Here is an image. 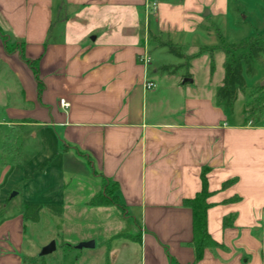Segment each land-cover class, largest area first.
Segmentation results:
<instances>
[{
    "label": "crops",
    "instance_id": "crops-1",
    "mask_svg": "<svg viewBox=\"0 0 264 264\" xmlns=\"http://www.w3.org/2000/svg\"><path fill=\"white\" fill-rule=\"evenodd\" d=\"M147 2L0 0L4 126L23 125L24 145L26 129L43 126L58 156L84 157L102 183H117L121 204L140 211V241L120 238L135 264H264V117L256 125L230 124L207 100L193 102L196 116L183 122L163 116L158 69L140 57L149 54L150 36L171 39L185 26L192 32L191 13L203 5L163 3L150 15ZM14 44L23 58L10 53ZM62 98L70 103L66 109ZM205 167L212 192L208 231L220 246L197 260L193 213L183 201L201 191ZM13 197L0 198V264L35 263L38 255L25 248L26 228L35 222L24 219L23 209L31 203H18L13 212ZM117 253L110 250L112 259Z\"/></svg>",
    "mask_w": 264,
    "mask_h": 264
},
{
    "label": "rangeland",
    "instance_id": "rangeland-1",
    "mask_svg": "<svg viewBox=\"0 0 264 264\" xmlns=\"http://www.w3.org/2000/svg\"><path fill=\"white\" fill-rule=\"evenodd\" d=\"M177 1L148 0L149 3L157 2L158 9L163 3ZM198 1L203 10L191 13L194 17L189 23L193 22V31L188 32L184 25V30L169 34L174 43L182 46L184 55L197 54L204 46H216L221 38L228 44H239L256 33L264 34V0ZM206 11L210 12L207 16ZM149 14L152 15L151 12ZM150 21L153 25L152 17ZM9 51L20 55L21 47L14 44ZM148 52L153 67L158 69L156 90L167 111L163 116L170 122H183L187 114L196 116V108L191 104L203 100L221 110L226 122L238 124L244 121V110L251 103L249 91L261 80L259 66L254 76L246 74V90L240 92L230 110L219 105L215 99L224 78L226 55L222 50L214 48L212 53H203L191 60L190 65L185 58L172 53L169 47L155 42L150 43ZM163 65L172 68L162 69ZM188 73L192 75L193 82H185ZM0 100L7 102L8 99ZM3 122L4 114L0 108V179L5 173L0 198L9 200L14 196L13 212H18V206L14 208V205L24 201L42 205L64 202L62 215L44 208L40 221L28 224L25 248L38 255L36 262L31 264H135L136 258L122 247L124 239L113 236L140 233L136 223L143 227L140 211L128 207L96 208L87 205L90 196L93 194L92 199L102 189L101 175L94 174L84 157H79L76 162L75 156H58L59 147L51 144L55 140L51 131L43 126L26 129L23 161L18 164L13 160L11 164L14 168L10 172V155L2 151L4 135L10 128ZM42 141H46L48 147L40 146ZM67 191H73V194ZM52 242H55L56 249L51 254L42 255V250ZM88 242H93L94 246H81ZM111 249L118 252L116 259L110 256ZM27 254L25 251L24 255Z\"/></svg>",
    "mask_w": 264,
    "mask_h": 264
},
{
    "label": "trees",
    "instance_id": "trees-1",
    "mask_svg": "<svg viewBox=\"0 0 264 264\" xmlns=\"http://www.w3.org/2000/svg\"><path fill=\"white\" fill-rule=\"evenodd\" d=\"M183 2L184 0H178ZM150 21V19H149ZM151 42H155L161 46L169 47L170 51L177 56L185 58L187 65H190L191 60L198 57L203 53H212V50H222L226 55V61L224 63V78L222 84L219 86L215 99L216 102L225 109H232L234 104L239 98L240 92L246 90L248 76H254L257 71V67L261 68V80L257 85L253 86L249 91L251 99L250 105L244 110L245 123H251L253 125L258 124L264 117V34L256 33L250 36L247 40L239 44H228L221 38L220 44L216 46H204L201 47L197 54L184 55L182 53V46L174 43L171 39L163 40L161 38L150 36ZM9 49V47H8ZM20 56L23 58V50L20 52ZM26 62L35 70L33 62L27 60ZM172 66L164 65L162 69H170ZM212 65V69H213ZM213 71V70H212ZM37 78V70L34 71ZM191 74L188 73L187 77L191 78ZM40 83V82H39ZM24 128L23 125H14L9 132L5 135L2 145V151L4 154L11 155L14 162L20 164L23 161V149H24ZM209 168L205 167L201 173L202 188L201 191L191 199H185L183 205L192 210L193 213V238L191 245L196 252V259H202L205 250L218 247L220 244L212 238L208 231V218L207 212L211 207L208 199L212 195L209 190L208 173ZM235 181L230 180L223 184V189L232 185ZM117 183L110 182L104 179L102 183V189L99 194H96L88 202L92 207H109L119 206L124 208L121 204L118 196ZM47 208L51 212L59 215L63 214L64 207L62 204H26L23 209V217L26 221L39 222L41 211ZM228 226L227 219L224 220V227ZM128 238L133 241L139 242L141 234H118L116 238Z\"/></svg>",
    "mask_w": 264,
    "mask_h": 264
},
{
    "label": "built area",
    "instance_id": "built-area-1",
    "mask_svg": "<svg viewBox=\"0 0 264 264\" xmlns=\"http://www.w3.org/2000/svg\"><path fill=\"white\" fill-rule=\"evenodd\" d=\"M145 7H146L147 11L152 12V13H156L158 10V3L157 2H154V3L148 2V3H146ZM140 59L145 64H148L151 61V57L149 54L141 55ZM154 87H155V84L153 82H149V81L146 82V88L147 89L152 90ZM60 105L62 108L66 109L70 106V103L66 99L62 98V99H60Z\"/></svg>",
    "mask_w": 264,
    "mask_h": 264
},
{
    "label": "water",
    "instance_id": "water-1",
    "mask_svg": "<svg viewBox=\"0 0 264 264\" xmlns=\"http://www.w3.org/2000/svg\"><path fill=\"white\" fill-rule=\"evenodd\" d=\"M210 12L206 11L205 16L209 15ZM185 82H193L191 78L185 79ZM264 84V83H262ZM81 246H86V247H93L94 243L93 242H88V243H82ZM56 249L55 242H52L51 244L47 245L43 250H42V255H48L51 254L54 250Z\"/></svg>",
    "mask_w": 264,
    "mask_h": 264
}]
</instances>
